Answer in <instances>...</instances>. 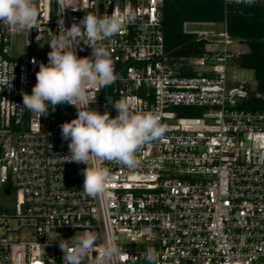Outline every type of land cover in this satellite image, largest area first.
<instances>
[{
	"label": "built area",
	"instance_id": "1",
	"mask_svg": "<svg viewBox=\"0 0 264 264\" xmlns=\"http://www.w3.org/2000/svg\"><path fill=\"white\" fill-rule=\"evenodd\" d=\"M36 3L38 24L30 32L0 23V185L7 194L8 184L14 188L12 215L25 222L17 232L31 230L0 236V264H64L60 240L85 231L97 234V243L116 237L126 254L116 264H148L149 247L160 254L159 264H264V110L239 107L250 89L228 77L233 56L225 21L183 22L182 33L202 42L201 54L177 57L164 47L163 0ZM114 10L133 13L135 21L103 41L119 78L99 92L90 88L96 101L88 107L114 118L112 103L127 99L133 110L158 114L167 131L165 140L140 149L135 169L105 163L107 195L93 198L83 191L87 165L64 161L70 141L60 125L76 118L77 109L49 104L41 116L23 106L22 94L32 93L39 65L48 63L60 20L67 29L87 13ZM73 50L91 55L83 41Z\"/></svg>",
	"mask_w": 264,
	"mask_h": 264
},
{
	"label": "clouds",
	"instance_id": "2",
	"mask_svg": "<svg viewBox=\"0 0 264 264\" xmlns=\"http://www.w3.org/2000/svg\"><path fill=\"white\" fill-rule=\"evenodd\" d=\"M235 2L250 5L255 0ZM38 19L36 0H0V23L17 31L27 29L30 32L36 28ZM134 21L133 13L125 16L115 10L103 17L87 13L79 23L74 22L67 29L63 19L60 20V32L49 42L48 63L39 65L32 93L22 94L23 106L41 116L49 113V104L54 108L66 104L77 109L76 118L60 125L62 138L70 141L67 145L69 154L64 156V161L87 165L82 170L83 191L93 198L107 195L110 170L105 163L118 162L128 169H135L137 153L144 145L166 139L167 126L160 122L159 115L133 110L127 99L112 103L118 113L114 118L108 111L101 114L88 107L90 101H96L90 88L99 92L119 78L103 41L111 39L123 31L127 23ZM81 41L90 47V56L78 57L73 50V44ZM99 239L90 231H85L74 241L73 238L61 239L59 247L64 264H84L93 251L97 255L92 264H116L126 258L115 236L108 235L102 243H97ZM159 255L151 247L143 254L148 264H159Z\"/></svg>",
	"mask_w": 264,
	"mask_h": 264
},
{
	"label": "trees",
	"instance_id": "3",
	"mask_svg": "<svg viewBox=\"0 0 264 264\" xmlns=\"http://www.w3.org/2000/svg\"><path fill=\"white\" fill-rule=\"evenodd\" d=\"M161 32L164 47L174 56L201 54V41L183 34L181 26L186 21H225L231 39L247 44L245 53L234 55L230 64L251 69L255 88L239 104L246 110H264V4H231L223 6L218 0H163L161 5ZM259 94V96H256ZM181 114L199 115L193 107H175Z\"/></svg>",
	"mask_w": 264,
	"mask_h": 264
},
{
	"label": "rangeland",
	"instance_id": "4",
	"mask_svg": "<svg viewBox=\"0 0 264 264\" xmlns=\"http://www.w3.org/2000/svg\"><path fill=\"white\" fill-rule=\"evenodd\" d=\"M190 29L200 28L195 26H190ZM216 30L221 29L220 23H217L214 27ZM229 52L232 56L238 55L240 53H245L248 50L247 44L245 42H241L235 39H230L228 44ZM228 77L235 82H243L245 83L250 90L255 88V80L253 76V72L251 69L247 68H238L231 64L228 65ZM188 115V114H184ZM10 187V193L7 194L4 192V187L0 185V236H27L31 230L26 229L23 231L17 232L20 228V225L25 224L24 221H20L14 218L13 214V191L14 188L8 184ZM5 214V216H2Z\"/></svg>",
	"mask_w": 264,
	"mask_h": 264
},
{
	"label": "water",
	"instance_id": "5",
	"mask_svg": "<svg viewBox=\"0 0 264 264\" xmlns=\"http://www.w3.org/2000/svg\"><path fill=\"white\" fill-rule=\"evenodd\" d=\"M6 193H8V190H6Z\"/></svg>",
	"mask_w": 264,
	"mask_h": 264
}]
</instances>
